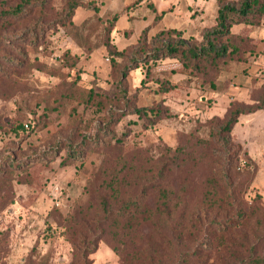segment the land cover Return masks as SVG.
I'll return each instance as SVG.
<instances>
[{
    "label": "rangeland",
    "instance_id": "obj_1",
    "mask_svg": "<svg viewBox=\"0 0 264 264\" xmlns=\"http://www.w3.org/2000/svg\"><path fill=\"white\" fill-rule=\"evenodd\" d=\"M15 1L0 0V264H72L76 219L96 211L95 219L114 213L120 221L106 226L89 264H125L133 253L136 264H149L148 240L163 235L169 239L162 241L163 258L155 264H173L182 256L188 264H264V68L250 70L245 80L230 78L226 57L206 61L191 76L180 74L177 59L165 58L140 62L119 85L121 66L110 50L112 43L124 48L117 45L113 16L101 11L103 0H80L76 27L69 0H49L20 18L7 13ZM263 2L250 16L257 43L264 41ZM42 17L51 28L39 45L27 39L8 43ZM20 47L26 54H19ZM10 55L22 65L11 64ZM126 56L131 58L132 47ZM128 97L139 106L160 107L161 119L151 125L152 118L127 112L95 144L90 137L111 108L121 115ZM238 104L263 107L240 114L234 125L229 153L235 165L224 182L223 169L215 175L226 156L215 120ZM71 149L80 156L67 157ZM9 157L15 160L11 165ZM151 181L179 192L170 217L155 213L159 197L153 189L139 212L130 214ZM123 207L132 227L121 231L128 219L120 214ZM239 219L227 230L218 226ZM129 238L136 244L116 242Z\"/></svg>",
    "mask_w": 264,
    "mask_h": 264
},
{
    "label": "trees",
    "instance_id": "obj_2",
    "mask_svg": "<svg viewBox=\"0 0 264 264\" xmlns=\"http://www.w3.org/2000/svg\"><path fill=\"white\" fill-rule=\"evenodd\" d=\"M6 2H8V0H4V3ZM258 2H260V0H219V10L216 23L213 26L204 29L201 38H197L194 35L188 36L183 31L174 28L161 30L154 36L149 37L147 34V30L145 29L136 44H132L122 50L114 47L115 44L112 43L110 53L114 56L113 58L115 60V65L117 67L118 65L119 67L121 66L120 68L118 67L119 72L117 79L119 85L126 80L128 72L131 69L137 67L140 62H157L158 60H162L165 58L177 59L178 62L182 64L180 72L186 75L189 74L191 76L198 75V71L203 69L202 64L206 61L215 63L220 58H224V60H227L226 57H230V61L232 62V68H230V70H234L236 65L247 60V53H254L256 44L254 38L250 36L249 33L243 30L235 32L232 30V27L237 24H243L250 28L252 24L250 16L252 14L254 6ZM48 3L49 0H16L14 3L10 4V7L7 9V13L17 18L23 16L29 17L33 15L36 9H43ZM81 5L82 4L80 0H69L67 3V10L69 12V16H71V23L74 25V27L78 26L74 23V16L77 8ZM261 8H264V2L262 3ZM96 11L99 12V9L97 8ZM105 14L113 16V27L115 28L116 20L119 14ZM49 28H51L50 22H45L44 17H42L36 22L31 23L23 31H17V33H14L12 35L13 37L8 41V43L13 46L14 43L22 41L25 42V40L27 39L30 44L37 46L41 41L45 39ZM245 44H248L249 47H246ZM129 47H132V56L130 59L126 56V51ZM21 51L22 53L19 54H26L23 48H21ZM117 57L121 58V60ZM7 59L11 62V64L15 65V67H19L22 65V61L19 60L16 55H10L7 57ZM126 60H129L130 63L126 64ZM222 71L225 72V70ZM89 90L90 93H93L95 91L92 87ZM125 96H127V91H125ZM262 107L263 105L251 107L238 104L228 111L225 118H218L217 120H215V123H218L215 124L214 128L216 137H219V140L217 141L219 144H222L221 149L225 150L226 152V156H223V160L221 161V166H217L216 168L217 171L215 172V175L217 176L218 174L219 176L220 173H222L223 169L224 171L221 175L222 177H224V182L229 181V176L231 173H233V168L235 165L234 159L229 153V146H234L231 139V131L234 125L237 123L240 114L253 112ZM121 110V115L119 116L116 115L119 111H115L113 110V108L109 110L108 120L104 123L103 127L99 126L93 136L90 137V139H92L95 144H98L97 142H99L100 140L99 134L101 132H106L105 130L109 128L110 129L107 130V134H111V132H114V127L111 128V126L118 124L121 116L125 115L127 112L137 114L138 117L142 119L152 118V123H150L151 125L158 122L163 114V110L160 107L156 108L153 105L139 106L136 103V99H133L131 97L126 98L125 105ZM26 125L29 126V124ZM94 138L96 139L94 140ZM215 149L216 148H214V151H216ZM79 154L80 152L77 149H71L69 150L67 157L74 159L79 157ZM9 158L10 160L8 161V165H11L15 160L11 157ZM152 189L158 191L159 197L158 206L155 210V213L160 214L159 216H161V219L163 216L170 217L173 214L171 211L172 206L170 205V202L172 201L173 195L179 197V192H174L168 190L165 187H161L158 181H151V183L143 186V188L141 189V193L139 194L137 199H135L137 207L136 211H131V215H135L136 212H139V209L148 200V197L151 196L152 191L150 190ZM222 201L224 202L225 199H223ZM126 208L130 210L129 206ZM126 208L123 207L120 210L121 215L124 214L128 217L127 221H125V223L123 224L121 231L124 228L125 230H128L132 227V216H130L129 213H124ZM199 213L200 210L196 211V213L194 214L195 220L199 221V218H196ZM210 213L211 212L205 213V215ZM97 215L98 211H96L94 216ZM113 215L114 213L108 214V217L106 219H95L94 216L88 217L82 214L76 219V234L71 239L74 247V260L72 264L77 261L83 262L84 264L90 263L89 256L91 253L95 252L98 249V242L103 238L104 234L107 231L106 226H113L115 223H118L120 221L117 217L114 218ZM182 216L185 215L182 214ZM239 222L240 219L238 221L231 220L228 225H222V223H220L218 226H222L223 230H227V226H229V228L235 227L238 226ZM178 225L182 226L181 223H179ZM153 226H156V223H154ZM184 230L185 227L181 228L179 235H176V238L178 237V240L182 238ZM166 239L169 238H167L166 235H163L161 239H157L154 241L150 239L148 240L149 253L147 254V257L150 259L149 264H155V261L161 260L163 258L162 241H165ZM116 242L121 243V245L127 246L132 244L135 245L137 241L129 238L127 240H116ZM114 248L117 250L118 247L115 246ZM181 258L182 260L179 259L173 264H188L187 258H185L184 256H182ZM125 260V264H136V253H133L129 261L127 257L125 258ZM237 264H244V261L242 260Z\"/></svg>",
    "mask_w": 264,
    "mask_h": 264
},
{
    "label": "crops",
    "instance_id": "obj_3",
    "mask_svg": "<svg viewBox=\"0 0 264 264\" xmlns=\"http://www.w3.org/2000/svg\"><path fill=\"white\" fill-rule=\"evenodd\" d=\"M79 10L75 13V20ZM218 10L219 0H103L101 9L103 13L119 14L115 31L117 40L121 41L117 45L123 48L136 44L145 29L149 37L161 30L174 28L188 36L201 38L203 30L216 23ZM92 12L89 11L85 17ZM237 26L234 25L232 30L237 32L245 28V32L254 38L252 28ZM255 44L256 52L247 53V60L236 65L229 77L245 80L250 70L254 72L257 67L264 68V41H255ZM178 66H181L180 62Z\"/></svg>",
    "mask_w": 264,
    "mask_h": 264
}]
</instances>
